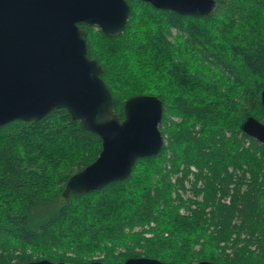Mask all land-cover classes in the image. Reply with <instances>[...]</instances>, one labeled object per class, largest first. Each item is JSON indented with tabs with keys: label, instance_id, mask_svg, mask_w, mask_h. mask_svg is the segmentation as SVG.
<instances>
[{
	"label": "trees",
	"instance_id": "1",
	"mask_svg": "<svg viewBox=\"0 0 264 264\" xmlns=\"http://www.w3.org/2000/svg\"><path fill=\"white\" fill-rule=\"evenodd\" d=\"M126 1L119 35L78 25L115 113L132 95L157 96L166 143L128 178L64 197L100 137L65 108L0 126V264H264V145L241 130L248 116L264 123V0H215L205 17Z\"/></svg>",
	"mask_w": 264,
	"mask_h": 264
},
{
	"label": "water",
	"instance_id": "2",
	"mask_svg": "<svg viewBox=\"0 0 264 264\" xmlns=\"http://www.w3.org/2000/svg\"><path fill=\"white\" fill-rule=\"evenodd\" d=\"M180 15L210 16L215 0H143ZM130 16L126 0H0V126L15 120H39L65 108L81 126L98 135L94 161L73 173L62 195L87 193L128 178L138 158L158 154L162 101L136 94L123 102V118L114 111L103 66L88 57L86 32L78 24L119 35ZM264 107V87L260 94ZM241 130L264 145V123L248 116ZM19 264H107L94 260L68 263L39 259ZM116 264H173L134 256ZM188 264H216L210 260Z\"/></svg>",
	"mask_w": 264,
	"mask_h": 264
},
{
	"label": "rangeland",
	"instance_id": "3",
	"mask_svg": "<svg viewBox=\"0 0 264 264\" xmlns=\"http://www.w3.org/2000/svg\"><path fill=\"white\" fill-rule=\"evenodd\" d=\"M173 119H178L176 116L175 117H172ZM164 142L166 143V136H165V140H164ZM190 170L191 171H194V170H196V167L195 166H190ZM181 174V170L179 171V173H178V175H180ZM177 176V175H176ZM190 176V175H189ZM191 177V176H190ZM174 179H175V176H173V178H172V180L174 181ZM186 183V186H187V182H185ZM186 194V193H185ZM138 229V227L136 228V230ZM147 236H150L151 235V233H147L146 234ZM101 254H96V255H94L93 256V259L94 260H97V259H99V258H101Z\"/></svg>",
	"mask_w": 264,
	"mask_h": 264
}]
</instances>
